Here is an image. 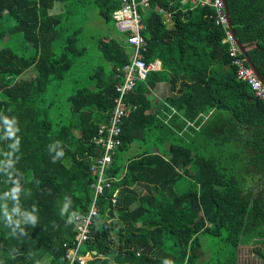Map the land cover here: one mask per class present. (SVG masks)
<instances>
[{
	"label": "trees",
	"instance_id": "trees-1",
	"mask_svg": "<svg viewBox=\"0 0 264 264\" xmlns=\"http://www.w3.org/2000/svg\"><path fill=\"white\" fill-rule=\"evenodd\" d=\"M94 1L113 21L121 0ZM67 2L0 0V264H68L73 218L94 194L92 138L109 136L120 140L107 170L114 180L97 200L85 264H238V247L250 244L264 259V101L237 79L213 9L173 0L140 9L143 59L161 69L121 96L126 114L115 125L116 68L129 61L123 35L98 39L109 66L89 75L93 86L60 97L85 53L62 24ZM226 10L264 83V0H226ZM159 83L168 94L154 111ZM175 119L179 130L189 122L181 135ZM135 142L149 148L125 162L118 152Z\"/></svg>",
	"mask_w": 264,
	"mask_h": 264
},
{
	"label": "built area",
	"instance_id": "built-area-1",
	"mask_svg": "<svg viewBox=\"0 0 264 264\" xmlns=\"http://www.w3.org/2000/svg\"><path fill=\"white\" fill-rule=\"evenodd\" d=\"M181 5L187 3L192 6H208L214 11V24L220 26L224 32L221 40L222 44L228 46V55L231 60V65L236 66L237 79L247 82L250 85L254 95L264 101V85L261 80L255 75L253 69L245 64V57L240 51L238 41L234 31L229 24L228 15L224 0H173ZM150 7L149 0H121V5L112 11L111 17L114 21L116 31L124 36L127 45V53L129 55L128 63L116 68V77L121 79V82L116 84V91L120 93V97L116 98L117 109L115 111V120L112 124H117L124 112L125 105L121 102V96L130 90L137 79H144L148 71H155L156 61L146 63L143 59L146 51L147 42L142 35L144 26L141 21L140 9L148 10ZM154 10L162 14L165 19H170V13L162 8L155 6ZM164 11V12H163ZM164 13V14H163ZM126 108V107H125ZM112 126L111 133L115 136L119 134V129ZM92 143L99 145L98 154L92 158L90 172L94 176V181L91 183L93 188V198L88 211L84 215H75L74 230L76 232L74 246L69 248L65 259L68 264H85L87 262L84 255L81 254V247L88 240L91 227L97 222L98 208L97 200L105 188L111 187V182L114 180L107 174V170L112 161V155L120 145V140L114 137H107L106 140L101 137H93ZM118 189L114 190L111 195V203L115 202Z\"/></svg>",
	"mask_w": 264,
	"mask_h": 264
},
{
	"label": "rangeland",
	"instance_id": "rangeland-1",
	"mask_svg": "<svg viewBox=\"0 0 264 264\" xmlns=\"http://www.w3.org/2000/svg\"><path fill=\"white\" fill-rule=\"evenodd\" d=\"M61 8L62 11H66L68 14L65 20L62 21V24L69 28V32L75 33L77 46L85 49L83 55L73 58L71 67L67 70L68 76L66 84L60 89V97L64 98L66 94H70L76 88L89 85L93 86L94 83L89 79V75L95 71V68L108 69L109 63L102 57L100 51H98V39L100 37L119 38L121 36L116 31L113 21L106 22L101 18L99 9L94 4V0H69L66 3V7L61 6ZM66 36L68 35L64 34V37ZM166 133L169 134L171 132L166 131ZM170 137L173 138L172 134H169L168 138ZM146 148H149L148 142H135L125 152L118 153L126 162L128 158L144 151ZM254 247L257 246L250 244L240 245L238 247V264H264V259L256 255ZM84 248L83 246L82 249ZM206 258L207 256L204 259Z\"/></svg>",
	"mask_w": 264,
	"mask_h": 264
},
{
	"label": "crops",
	"instance_id": "crops-1",
	"mask_svg": "<svg viewBox=\"0 0 264 264\" xmlns=\"http://www.w3.org/2000/svg\"><path fill=\"white\" fill-rule=\"evenodd\" d=\"M94 4L96 5V2L94 1ZM169 20V19H168ZM157 65L156 68L157 70H160V65L161 62L159 60H155ZM168 94V87L165 83H159L157 84V87L154 89V91L152 92V99H153V107L152 110L157 111L159 108H163L164 105V99ZM174 113V112H173ZM173 113H170L167 115V118L164 120V122L167 124L169 118L172 116ZM182 120L179 119H175L173 121L174 123V127L172 125V127L170 125H167L168 127H171V129L173 130V132L178 133V135H181V133H184L187 130V127L189 126V122H186L185 125L182 127V130H179L178 128L180 126H182L184 123H182ZM185 130V131H184ZM168 145V144H167ZM166 145V147H167ZM157 150L152 149V153H155Z\"/></svg>",
	"mask_w": 264,
	"mask_h": 264
},
{
	"label": "water",
	"instance_id": "water-1",
	"mask_svg": "<svg viewBox=\"0 0 264 264\" xmlns=\"http://www.w3.org/2000/svg\"><path fill=\"white\" fill-rule=\"evenodd\" d=\"M224 3H225V6H226V0H224ZM226 12H227V10H226ZM227 15H228L229 24H230V26H231L230 17H229L228 12H227ZM238 45H239V47H240V51L242 52V54L244 55V57H245V59H246V64L249 65V66L253 69L255 75L258 77L259 80H261L260 75H259L257 69L255 68V66H254L253 64H251V61H250L249 57L246 55L244 49L241 47L240 44H238ZM29 78H30V76H29L28 74L19 77V79H29ZM261 82H262V80H261ZM262 83H263V82H262ZM263 85H264V83H263ZM138 248H141L142 251H143V253H147L148 250H149V248H143L142 245H138Z\"/></svg>",
	"mask_w": 264,
	"mask_h": 264
},
{
	"label": "clouds",
	"instance_id": "clouds-1",
	"mask_svg": "<svg viewBox=\"0 0 264 264\" xmlns=\"http://www.w3.org/2000/svg\"><path fill=\"white\" fill-rule=\"evenodd\" d=\"M111 14H112V13H111ZM172 112H174V111H172ZM85 243H86V242H85ZM84 245H85V244H84ZM84 245H83V246H84ZM83 246H82V247H83ZM82 247H81V250H82ZM81 254H82V253H81ZM82 255H84V254H82Z\"/></svg>",
	"mask_w": 264,
	"mask_h": 264
}]
</instances>
